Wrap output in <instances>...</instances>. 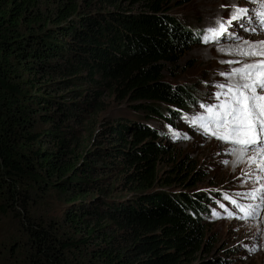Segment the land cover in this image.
<instances>
[{"label":"trees","instance_id":"16d2710c","mask_svg":"<svg viewBox=\"0 0 264 264\" xmlns=\"http://www.w3.org/2000/svg\"><path fill=\"white\" fill-rule=\"evenodd\" d=\"M178 1L0 0V216L31 264H226L209 198L168 190L183 163L159 177L173 132L151 124L198 104L166 76L199 41Z\"/></svg>","mask_w":264,"mask_h":264},{"label":"rangeland","instance_id":"374dc122","mask_svg":"<svg viewBox=\"0 0 264 264\" xmlns=\"http://www.w3.org/2000/svg\"><path fill=\"white\" fill-rule=\"evenodd\" d=\"M248 3L249 0H179L172 6L170 14L184 22L187 30L197 33L199 41L191 45L190 50L180 57L177 65L168 67L167 80L172 84L190 87L196 95L198 104L192 111L182 113L183 119L175 128L159 123L151 124L166 132H173V136L167 138L168 141H162L163 144L172 147L168 149L170 153L161 160L159 177L163 179L176 177L171 173L174 163H183L185 167L182 173L186 176L184 185L176 184L170 186L168 190L173 193H190L209 198V207L215 213L205 219L206 242L211 248L208 258L221 259L226 264H264V202H261L259 196L252 199L246 195L253 191L264 193V172L257 167L264 161V156L249 150L240 157L242 160L239 158L240 161L236 162L233 152L239 147L228 141L205 136L202 130L191 126L189 121L198 113L208 114L204 108L200 107L201 104L209 105L219 102L214 94L222 90L214 85H235L240 81V79H233L232 83H227L226 77L220 76L221 73H230L236 67L264 60V57L258 55H238L237 51L233 53V47L248 45L251 47L253 42L264 41V35L260 36L262 31L256 25H246L257 29L255 33H252L245 31L233 21L227 34L220 39L219 43L200 42L205 29L216 27L217 18L229 17L232 11L222 16V11L226 8L222 6L238 5L252 10L260 8L256 0L252 1V5ZM245 41L249 43L245 44ZM227 61L239 63L230 64ZM117 106L114 104V107ZM111 112L117 115L120 110L113 109ZM174 133H178L179 138ZM185 135L189 138L185 139ZM122 189L118 187L117 193H121ZM238 193L241 195H237ZM225 197L235 199L242 205L259 204V212L255 218H225L229 212L237 217L242 215ZM209 201L202 202L203 206ZM61 207L57 198L52 197L44 209L47 211L46 214L55 217L61 211ZM12 245H14L13 248ZM253 246L255 250L249 252ZM0 264H31L28 242L21 237L20 227L12 219L1 216Z\"/></svg>","mask_w":264,"mask_h":264},{"label":"snow or ice","instance_id":"6c2138e0","mask_svg":"<svg viewBox=\"0 0 264 264\" xmlns=\"http://www.w3.org/2000/svg\"><path fill=\"white\" fill-rule=\"evenodd\" d=\"M222 7H227L226 5ZM237 22L245 31L255 33L253 25L259 23L264 28V0H261L259 9L241 8L238 5L233 6L232 12L227 19L220 17L216 20V27H210L204 30L200 37L201 43H219L220 39L227 34L228 28L232 22ZM236 38V37H233ZM249 41H245L248 44ZM255 45H264V41L253 42V46L241 50L243 55H258L264 57V48H257ZM227 63H239L238 61H227ZM226 77L236 76L245 83L216 84L214 87L222 91L214 95L219 101L216 104H201L200 107L206 110V114H196L190 118V125L198 127L205 136L211 133L216 139L231 142L233 145L240 146L241 154L246 151L255 150L264 156V60L254 64H245L240 68L232 69L230 73H221ZM226 89V91H223ZM223 97V99H221ZM179 138L178 133H174ZM185 139H188L186 135ZM254 162V161H253ZM260 171L264 172V161L257 165ZM241 195V194H237ZM255 199L259 196L261 202H264V193L255 191L246 194ZM229 199V202L242 215L237 217L229 212L228 219H247L255 218L258 214L260 205H242L237 200ZM255 246L249 249L254 251Z\"/></svg>","mask_w":264,"mask_h":264},{"label":"bare ground","instance_id":"6f19581e","mask_svg":"<svg viewBox=\"0 0 264 264\" xmlns=\"http://www.w3.org/2000/svg\"><path fill=\"white\" fill-rule=\"evenodd\" d=\"M252 1L253 0H249V5H252L251 3H252ZM257 1V5H258V7H260L261 6V0H256ZM255 2V1H254ZM232 7L233 6H227L226 8H225V10L224 11H222V16H224V15H226V14H229L231 11H232ZM257 7V8H258ZM219 9V8H218ZM217 9V10H218ZM220 9H221V7H220ZM217 13V12H216ZM219 14V13H218ZM230 15V14H229ZM254 25H256V27L257 28H259L262 32H261V35L260 36H262V35H264V28H261L260 27V25H259V23H256V24H253L252 26H254ZM223 38H224V36H223ZM255 39H257L258 37H254ZM229 46V45H228ZM249 46V45H248ZM248 46H242V47H233L234 48V54H235V52L237 51V54L238 55H241V50H243V49H247V48H250V47H248ZM253 46V45H252ZM251 46V47H252ZM258 49L259 48H264V46L263 45H255ZM231 48V47H230ZM226 61V60H225ZM231 64V63H230ZM225 65V64H224ZM228 65V64H227ZM231 65H229V67H230ZM226 67V66H225ZM223 68V67H222ZM236 68H238V67H236ZM240 68V67H239ZM235 69V68H234ZM220 74V73H219ZM220 76H221V74H220ZM224 77V76H223ZM226 77V76H225ZM233 79H240V78H238V77H236V76H230V77H226V80L228 81H226L227 83H229V82H231L232 83V81H233ZM241 81H244V80H242V79H240V81L238 82V83H240ZM246 81H244V83H245ZM234 84V83H233ZM237 84V83H236ZM208 136H211L212 138H215L214 136H212L211 135V133H209V135ZM224 141V140H223ZM229 143H231V142H229ZM232 144V143H231ZM234 146H237V147H239L240 148V146H238V145H234ZM239 148H235V150H234V152H233V155H234V157H235V160H236V162L239 160V158L240 157H242L243 155L241 154V150L239 149ZM250 151H255V150H250ZM255 152H257V151H255ZM241 159V158H240ZM242 160V159H241ZM240 161V160H239Z\"/></svg>","mask_w":264,"mask_h":264}]
</instances>
